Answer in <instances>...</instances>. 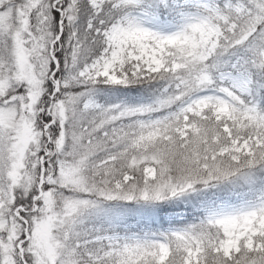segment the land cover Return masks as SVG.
Masks as SVG:
<instances>
[{
  "label": "snow or ice",
  "instance_id": "6c2138e0",
  "mask_svg": "<svg viewBox=\"0 0 264 264\" xmlns=\"http://www.w3.org/2000/svg\"><path fill=\"white\" fill-rule=\"evenodd\" d=\"M0 264H264V0H0Z\"/></svg>",
  "mask_w": 264,
  "mask_h": 264
}]
</instances>
